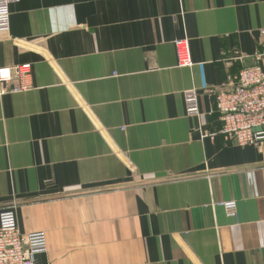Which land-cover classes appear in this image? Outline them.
<instances>
[{
    "label": "crops",
    "instance_id": "1",
    "mask_svg": "<svg viewBox=\"0 0 264 264\" xmlns=\"http://www.w3.org/2000/svg\"><path fill=\"white\" fill-rule=\"evenodd\" d=\"M11 12L0 67L31 73L25 90L0 83V210L47 233L37 264H264V145L226 141L206 91L254 64L264 0H20ZM186 36L193 66L181 68Z\"/></svg>",
    "mask_w": 264,
    "mask_h": 264
},
{
    "label": "built area",
    "instance_id": "2",
    "mask_svg": "<svg viewBox=\"0 0 264 264\" xmlns=\"http://www.w3.org/2000/svg\"><path fill=\"white\" fill-rule=\"evenodd\" d=\"M20 0H0V33L11 28V7ZM260 46L254 64L242 68L230 90L206 89L216 96V111L222 121L226 141L241 146L264 145V28L260 30ZM177 65L193 66L192 49L188 36L174 40ZM31 73V64L0 67V83L4 89L16 91L30 87L25 80ZM17 74L21 83H12ZM187 115H200V96L196 88L184 92ZM229 217L238 215L237 202L222 201ZM49 249L48 235L44 231L24 232L20 229L16 206L0 210V264H37L36 257Z\"/></svg>",
    "mask_w": 264,
    "mask_h": 264
}]
</instances>
